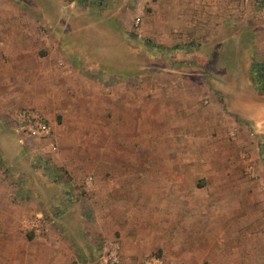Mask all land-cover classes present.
Listing matches in <instances>:
<instances>
[{
    "label": "rangeland",
    "instance_id": "obj_1",
    "mask_svg": "<svg viewBox=\"0 0 264 264\" xmlns=\"http://www.w3.org/2000/svg\"><path fill=\"white\" fill-rule=\"evenodd\" d=\"M90 2L72 9L98 18L102 34H93L89 22L86 29L66 28L60 38L89 51L94 46L95 65L119 74L127 102L112 119L95 114L97 96L81 110L71 98L38 101L55 109L64 140L51 141L59 145L54 151L48 141L25 140L20 161L0 162V214L9 220L0 218V264H264V135L227 110L209 67L210 45L229 30V0ZM47 6L46 0H0V25L9 33L24 29L31 45L33 30L55 28ZM26 56V67L2 62L12 86L37 80L32 52ZM81 74L89 81L82 92L102 77ZM70 83L65 91L78 92L79 84ZM47 86L39 85L40 94ZM24 97L32 102V92ZM65 103L71 115L58 111ZM97 119L109 131L106 161L83 167L68 153L67 138L81 140L78 151L94 156L97 149L83 146L98 138ZM57 152L63 160H56ZM96 179L103 189L97 207L82 208ZM135 221L139 228H123ZM99 224L104 235L97 234ZM121 229L128 236L152 231L156 243L148 253L125 257Z\"/></svg>",
    "mask_w": 264,
    "mask_h": 264
},
{
    "label": "crops",
    "instance_id": "obj_2",
    "mask_svg": "<svg viewBox=\"0 0 264 264\" xmlns=\"http://www.w3.org/2000/svg\"><path fill=\"white\" fill-rule=\"evenodd\" d=\"M90 1H96L99 4V0H85L79 2L78 5L75 4L76 2L68 1H61L62 5H57L56 1L46 0L47 5L53 9L52 12L56 15L55 17L48 16L47 21L50 22L52 20L55 28L52 29L49 25L45 31L33 30L31 33V45L25 44L28 34L24 33V29L12 30L9 33L8 28L0 25V162L20 161L23 158L25 140L40 139L30 137L21 131L16 121L17 112L21 109L34 111L48 123L51 129L50 134L48 137L41 139L45 142L48 141V151L50 150L51 141L55 140L57 142L58 140L61 142L64 140V136L61 134L62 129L57 126L55 121V109L51 111L44 109L38 102L40 99L64 101V98H71V100H79L78 108L81 110L88 109L89 99L93 100L97 96L95 114L107 117L110 113L112 119L117 116L121 104H125V101L127 102L123 97H120L121 93H123L122 91L127 88L121 87L119 74L117 72H105V64L103 63L95 65L97 61L94 60L96 59L94 46L89 47V51L79 45L66 44L60 38L66 33V28L72 29V27H75V29L80 30V28L83 29L84 27L86 29V25L89 22L93 23V34H96L98 30L101 31L99 34H102V30L105 29L99 26L98 18H90V15H81V12L72 9L74 7L77 8L79 5V7H84L85 2L88 3ZM226 6L229 30L224 37L211 44L209 50V52H213V55L215 54L213 59L210 58L212 55L209 56V67L214 69L213 73H211V82L214 85H218L219 90L223 92L227 110L235 115L241 123L248 124L255 132L264 135V0H255L251 4H243L238 0H229ZM42 10L47 9L44 7ZM9 40L10 44L8 43ZM42 50L45 53L41 55ZM109 50H107L108 53L112 52ZM30 51L35 60L32 66L36 70L35 74L37 73L38 75L37 80L31 81V84L26 81L22 85L16 83L15 86H12L13 81H9L7 69L1 70L2 62H4V67L8 66L9 61L15 63L16 66L26 67V54ZM90 53H92L91 56ZM219 54H222V59L219 58ZM217 67L223 69L222 74L216 72ZM89 71L91 73L96 72L99 75L102 74V77L91 81L90 92H82L81 85L85 88L84 86L89 85V81L88 77L81 73ZM45 77L47 80L44 79ZM139 78L146 80L147 77ZM109 79L111 81H108ZM123 79L126 78L123 77ZM73 80L76 81L73 85L78 83L80 86L79 88L76 87L78 92L65 91L67 84H71L70 82ZM105 83L111 86L104 87ZM40 84L49 85L46 93L42 92L40 94ZM72 89L73 87H70V90ZM29 92H32V102H26L24 97V94ZM89 93L91 97H88ZM126 93L128 94L127 90ZM126 93L125 95L127 96ZM83 94L84 98L81 96ZM11 108L13 112L9 113ZM71 110V107L69 109V105L66 103L62 104L58 109L65 116L71 115ZM74 112L78 111L75 110ZM95 125L97 126V131H99L98 138L83 142L85 144L83 147L97 149L94 156H87L83 152L82 155L78 151V142L81 140L77 141L73 138H67L69 141L67 145L68 153L75 160L77 159V162L82 164L81 166L83 167L89 163H93L96 166L101 165L106 161L103 148L104 133L109 132L108 127L100 119H97ZM56 145L55 147L59 146ZM60 155L62 154L57 152L56 160H63ZM98 181L96 179L93 187L87 189L84 196L85 205H82V208L91 206L89 208L93 209L97 207V199L102 196L101 192H103V189L98 186ZM1 198L4 199V202H7V195ZM0 218H2L1 221H9L4 214H0ZM128 224H132L133 228H139L136 221L126 222L123 228L128 227ZM100 228H102V225L99 224L97 226V234L101 232V235H104ZM120 232L118 243L123 245L122 249L129 246L122 251L125 257L135 258L140 256L149 246L151 247L156 243V240L150 239L154 235L152 231L145 230L140 232L136 229L130 236L127 235L124 229H121ZM128 243L129 245H127ZM87 249L85 253L89 254L90 248ZM90 264H101V262L94 261Z\"/></svg>",
    "mask_w": 264,
    "mask_h": 264
},
{
    "label": "built area",
    "instance_id": "obj_3",
    "mask_svg": "<svg viewBox=\"0 0 264 264\" xmlns=\"http://www.w3.org/2000/svg\"><path fill=\"white\" fill-rule=\"evenodd\" d=\"M70 2H82L85 0H69ZM242 2L248 3L250 0H241ZM140 21V17L136 16L133 20L134 24L137 25ZM16 121L18 122L21 131L24 132V134L33 137V138H46L50 134V127L48 123L44 120L43 117L37 115L34 111L28 110V109H21L17 112L16 115ZM50 150H55L56 147L53 143H50ZM1 179V178H0ZM90 179L86 180V183H89ZM154 261V262H153ZM156 260L153 259L146 264H155ZM153 262V263H151Z\"/></svg>",
    "mask_w": 264,
    "mask_h": 264
}]
</instances>
